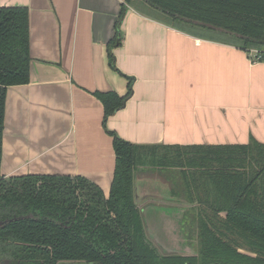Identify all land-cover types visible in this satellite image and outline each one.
Masks as SVG:
<instances>
[{
  "label": "crops",
  "instance_id": "obj_1",
  "mask_svg": "<svg viewBox=\"0 0 264 264\" xmlns=\"http://www.w3.org/2000/svg\"><path fill=\"white\" fill-rule=\"evenodd\" d=\"M123 1L0 0V8L27 9L30 59L29 83L6 93L3 177L80 176L107 196L115 155L101 125L102 106L91 93L124 96L123 76L132 79V92L106 127L130 144L243 146L252 139L264 146V63L252 64L239 49L186 35L128 7L121 43L111 49L114 71L107 44ZM139 185L142 194L157 196L158 185L168 188L148 176ZM144 197L147 206L156 205ZM173 199L160 202H180ZM178 206L177 214L164 217L160 233L143 214L147 232L168 252L194 255L181 231L183 212L193 215L192 205Z\"/></svg>",
  "mask_w": 264,
  "mask_h": 264
},
{
  "label": "trees",
  "instance_id": "obj_2",
  "mask_svg": "<svg viewBox=\"0 0 264 264\" xmlns=\"http://www.w3.org/2000/svg\"><path fill=\"white\" fill-rule=\"evenodd\" d=\"M128 7L186 35L264 53V0H124L107 44L114 71ZM29 62L27 9L0 8V164L7 89L29 83ZM123 77L124 96L91 93L115 155L107 196L80 176L0 173V264H264V146L130 144L106 127L131 95ZM157 172H176L165 183L170 196L192 205L181 231L194 255L168 252L147 232L134 180Z\"/></svg>",
  "mask_w": 264,
  "mask_h": 264
},
{
  "label": "rangeland",
  "instance_id": "obj_3",
  "mask_svg": "<svg viewBox=\"0 0 264 264\" xmlns=\"http://www.w3.org/2000/svg\"><path fill=\"white\" fill-rule=\"evenodd\" d=\"M142 176H148V178H154V179H158L163 183H174V177H178L176 172H173V176L170 174H160V172H157L156 174H148V173H143L140 174ZM139 175V177H140ZM144 196H149V198H151L154 203L156 202V205L154 206H147L146 203L147 201V197ZM136 200L139 201V204L142 206V210H143V214L146 215V217H152L153 220H150L149 223L153 226L154 230L157 233L159 230H162V228L165 230L166 226H165V219L164 217L167 216L169 213H173L178 210L177 207L178 204L181 205L180 202H172L173 206H171L172 204H168L167 203H161L159 196H157L155 193H148V194H142L141 190H137V193L135 195ZM165 206H169V208L165 207ZM181 207V206H180ZM177 214V213H176ZM167 223V222H166ZM159 229V230H158ZM153 230V232H154ZM175 232H173L171 229H169V234H174ZM150 236V235H149ZM158 237H160L159 235H157ZM151 237V236H150ZM175 235H172V238H175ZM151 239L156 242L153 237H151ZM157 243V242H156ZM158 244V243H157ZM193 252L195 253V250L193 249ZM177 253V252H174Z\"/></svg>",
  "mask_w": 264,
  "mask_h": 264
},
{
  "label": "water",
  "instance_id": "obj_4",
  "mask_svg": "<svg viewBox=\"0 0 264 264\" xmlns=\"http://www.w3.org/2000/svg\"><path fill=\"white\" fill-rule=\"evenodd\" d=\"M140 178L141 177H136L135 176V180H134V187H135V195H136V193H137V190H140V185H139V182H140ZM158 187H159V198L162 200V201H172V200H175V199H173L171 196H170V191H169V189L168 188H163V186H161V185H158ZM158 189V188H157ZM164 194L166 195V196H164ZM149 198V197H148ZM135 200H136V198H135ZM136 202L137 203H139V201L138 200H136Z\"/></svg>",
  "mask_w": 264,
  "mask_h": 264
},
{
  "label": "built area",
  "instance_id": "obj_5",
  "mask_svg": "<svg viewBox=\"0 0 264 264\" xmlns=\"http://www.w3.org/2000/svg\"><path fill=\"white\" fill-rule=\"evenodd\" d=\"M247 58L252 64L264 63V53H260L257 50H251L247 54Z\"/></svg>",
  "mask_w": 264,
  "mask_h": 264
},
{
  "label": "flooded vegetation",
  "instance_id": "obj_6",
  "mask_svg": "<svg viewBox=\"0 0 264 264\" xmlns=\"http://www.w3.org/2000/svg\"><path fill=\"white\" fill-rule=\"evenodd\" d=\"M67 264V263H66ZM68 264H70V263H68Z\"/></svg>",
  "mask_w": 264,
  "mask_h": 264
}]
</instances>
